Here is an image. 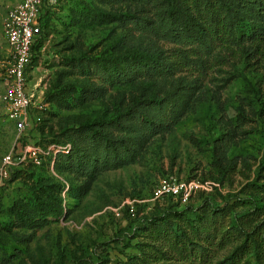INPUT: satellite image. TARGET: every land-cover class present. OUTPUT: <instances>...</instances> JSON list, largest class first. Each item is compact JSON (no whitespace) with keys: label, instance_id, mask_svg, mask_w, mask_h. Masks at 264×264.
<instances>
[{"label":"rangeland","instance_id":"374dc122","mask_svg":"<svg viewBox=\"0 0 264 264\" xmlns=\"http://www.w3.org/2000/svg\"><path fill=\"white\" fill-rule=\"evenodd\" d=\"M17 1L0 0V92L7 55L2 23ZM156 12L155 5L139 0H43L40 13L48 20L47 29L36 63L26 70L27 91L38 103L59 81L67 104L42 100L44 122L35 124L26 143L61 150L54 165L49 155L42 156L39 164L19 166L23 173L14 180L8 181L9 176L0 182V264H76L79 259L80 264H218L252 229L261 237L264 185L241 190L255 180L264 183V50L246 60L236 50L217 47L207 56L200 54L206 61L199 76L197 68L178 72L189 80L198 76L195 95L172 129L152 137L134 163L89 178L87 171L67 169L60 158L71 149L69 142L59 141L64 129L102 111L111 117L114 102L135 89L132 80L105 83L97 72L102 58L136 49L142 34L144 43L152 39L162 49L174 48L175 40L143 30L150 25L146 20L157 19ZM40 111L32 108L31 117ZM43 124L41 137L37 127ZM16 140L0 103V162L16 152ZM229 163L231 170L213 179L218 165ZM166 174L207 181L210 187L185 204L171 199L151 203L156 181ZM36 184L53 191L55 212L34 220L33 226L19 220L16 211L35 206ZM238 264H260L249 243Z\"/></svg>","mask_w":264,"mask_h":264},{"label":"trees","instance_id":"16d2710c","mask_svg":"<svg viewBox=\"0 0 264 264\" xmlns=\"http://www.w3.org/2000/svg\"><path fill=\"white\" fill-rule=\"evenodd\" d=\"M139 1L157 8V19L146 20L145 24L150 25L143 30L151 35L161 32L163 37L175 40V46L173 49H162L152 39L144 43L146 38L142 34L134 42L136 49L116 52L99 61L97 72L105 83L118 85L132 80L130 85L135 89L114 102L111 117H107V111H102L91 121L66 128L60 134L63 138L60 142L71 144L68 154L59 155L62 162L69 170L87 171L89 178L98 172L134 163L152 137L172 129L188 108L198 88L196 81L206 61L200 57L201 53L207 56L218 47L236 50L246 60L263 54L264 0ZM47 22L45 15L40 14L41 34L32 46V57L26 70L36 63L37 54L44 43ZM141 26H144L143 22ZM195 68L199 74L193 80H189L186 74H177ZM65 89L59 86V81L53 82L44 92L43 101L65 106ZM104 90L102 88L101 92ZM261 103L260 112L264 111V99ZM43 111L46 110L40 111L38 124L44 122L41 116ZM43 127L44 124L37 127L41 137ZM35 130L34 126L26 135L18 138L14 149H21L27 137L33 136ZM35 145L39 146V143ZM48 157L51 160V156ZM56 161L55 155L54 163ZM232 165L219 164L217 176L213 179H221L231 170ZM27 166L32 164L27 163ZM262 169L260 166L257 177L261 176ZM19 173H23L22 170L13 169L8 181L14 180ZM263 185L255 180L246 184L241 193L247 192L248 188L256 190ZM32 188L35 206L29 210L16 211V215L22 222L34 226V220H43L47 214L55 211L51 208L53 191L50 187L36 184ZM239 204L243 205L242 202ZM248 220L246 218L243 224ZM252 231L242 244L218 264H238L247 243L251 245L255 258L264 264V232L261 237H257ZM101 262L99 260L92 264ZM76 264H80V259Z\"/></svg>","mask_w":264,"mask_h":264},{"label":"built area","instance_id":"2783aa9c","mask_svg":"<svg viewBox=\"0 0 264 264\" xmlns=\"http://www.w3.org/2000/svg\"><path fill=\"white\" fill-rule=\"evenodd\" d=\"M43 0H18L8 7L2 23V34L7 48L6 60L2 61L4 87L0 92V103L4 113L12 122L17 139L35 126L39 116L31 117V109L42 110L45 102L42 98L36 103L34 94L27 91L26 68L32 57V46L41 34L40 10ZM42 94V93H41ZM40 98V97H38ZM68 146H64L67 149ZM61 150L54 145L46 149L35 144L26 143L16 152L5 154L0 162V182L7 179L13 169L23 163L39 164L42 156H51L50 164L54 163L55 155ZM207 181L199 179H183L173 174L161 176L155 183L150 201L171 199L180 204L187 203L199 191L209 190ZM130 212L135 206L128 205Z\"/></svg>","mask_w":264,"mask_h":264}]
</instances>
